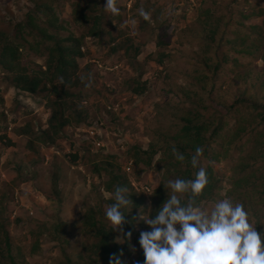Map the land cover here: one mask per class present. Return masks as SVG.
Instances as JSON below:
<instances>
[{
  "label": "rangeland",
  "instance_id": "rangeland-1",
  "mask_svg": "<svg viewBox=\"0 0 264 264\" xmlns=\"http://www.w3.org/2000/svg\"><path fill=\"white\" fill-rule=\"evenodd\" d=\"M5 1L7 0H0L1 9L7 4ZM74 1L77 0H11V4H14L12 9L16 13L18 4H23L21 7L24 14L28 9H35L40 2L51 3L67 26V30L60 34L72 32L81 35L87 31L88 25L76 21L77 16L73 14ZM80 1L87 4L89 0ZM102 1L105 5L106 0ZM117 6L120 14L115 16L104 9V34L101 37H86V55L79 60L86 83L75 89L81 95L79 112H82V117L88 118L86 122L96 121L95 126L103 131L100 145L103 148L99 149V145L96 142L93 144L86 136L82 142L80 135L83 132H78V127L83 124L74 125L67 127L55 145L60 151L59 154L52 146L42 145L39 161L35 157L31 162L25 161L28 137L17 133L14 135V132L22 124L32 121L34 128L31 129L34 134L40 133L48 126L51 109L46 104V98L19 91L4 78L7 75L0 68L4 107L10 112L7 120L0 121V223H7L16 247L21 246L29 264H60L65 259V252L71 255L76 250L79 251L88 236L79 231L78 216L87 204H97L102 198L101 193L110 196L104 190V182L108 179V163L121 165L137 192L146 197L151 196L161 180L162 172L156 171V167L145 169L142 163L136 164L134 146L147 149L154 131L159 126L167 129L166 125L172 119L169 116L171 108H176V103H183L173 88L179 83L183 84L184 76L190 80L186 91L198 90L202 94V108L207 114L206 117L213 112L224 113V116L221 115L224 119L227 118L228 128H232L236 122L237 115L234 114L253 111L250 103L236 101L240 91L255 99L256 104H264L262 80L258 81L260 86L250 87L251 82L256 81V76L264 71L262 59L226 50L225 54L229 56L224 61L226 63L213 75L209 69L202 74L210 76L203 78L210 83L204 84L205 86L196 84V80L190 75L197 63H202L203 55L206 54L205 43L210 41L203 27L199 25L205 9H213L224 21L236 22L241 16L240 10L264 8V0H117ZM141 8L149 13V20L146 21L139 15ZM37 13L42 20L46 18L40 11ZM0 14L4 18V13ZM7 17L10 18L9 15ZM263 20L264 11L260 17L256 16L246 23H261ZM160 24L168 32L163 36L166 44L158 47L157 25ZM12 27L11 33L14 31ZM28 38L33 39L30 35ZM122 42L125 45L130 42L139 45L141 52L137 58L134 57L132 49L126 54L125 47L117 52H110L112 46L123 44ZM49 43L51 41L46 40L43 44ZM160 52L165 53L161 57L162 63L157 62ZM215 53L216 56L220 55L219 48ZM23 54V62H45L46 56L36 54L34 50L24 51ZM235 58L239 59L240 64L233 69ZM202 64L207 65L204 62ZM135 78H139V83L147 82V91L142 95L133 92V87L138 84ZM89 82L91 87L86 86ZM234 103L238 104L242 112L231 107ZM228 107L233 113L229 111L226 116ZM9 122L14 123L12 132L6 127ZM11 136L18 145H7L6 141ZM72 155H77L76 161H72ZM237 155L232 149L226 159L212 162L219 172L222 188L215 200L203 202L200 208L210 212L215 202L229 198L227 195L230 190L231 169ZM160 158L161 153L158 152L153 164ZM96 165L104 167V170L97 171ZM128 166L130 170L127 169ZM55 178L58 184H55ZM56 185L62 188V193L56 192ZM59 195L61 201L58 200ZM54 214L77 226L76 229H68L69 242L62 246L58 241L44 236L40 240L43 249L39 253H31V244L26 240L27 232L37 220L51 218ZM18 218L22 220L19 221ZM25 218L31 221H25ZM21 237H25L23 241L19 240ZM139 249L140 246H133L134 252L126 260V264H135Z\"/></svg>",
  "mask_w": 264,
  "mask_h": 264
},
{
  "label": "trees",
  "instance_id": "trees-1",
  "mask_svg": "<svg viewBox=\"0 0 264 264\" xmlns=\"http://www.w3.org/2000/svg\"><path fill=\"white\" fill-rule=\"evenodd\" d=\"M7 1H5L7 4H4V7L1 5L3 8H0V13H4L5 18L0 16V68L3 70V74L7 75L4 78L19 91L46 98V104L51 109V115L47 121L48 126L40 133L34 134L31 129L34 128L32 121L21 125L14 132L28 137L24 160L31 162L35 157L39 161L41 146H52L57 149L55 145L67 127L94 123L91 120L86 122L88 118L85 120L82 117V112H79L81 95L75 89L86 83L79 62L80 58L86 55V37H101L105 32L104 2L102 0H89L87 4H82L80 0L72 2L73 14L80 18L79 20L75 17L76 21L87 24L88 29L81 35L72 32L62 35L61 31L67 30V26L59 18L51 3L40 2L35 9H28L23 14L21 7L23 4H18L16 13L12 9L14 4H11V0ZM38 11L46 16L44 20L40 18ZM263 11L264 8L252 11L240 10V18L236 22H228L224 21L223 17L217 16L213 9H205V15L199 19V25L203 27L210 41L205 43L206 54L202 59V63L207 65L198 62L194 70L190 71L196 84L205 86L204 84L210 83L203 79L210 76L208 74L202 76V74L206 69H209L212 75L217 72L226 63L224 61L229 58L225 54L226 50L264 61V20L261 23H246L256 16L260 17ZM8 15L10 18L7 17ZM10 27L14 28V34L10 32ZM157 27L159 36L156 45L161 47L166 44L163 36L168 31L166 27L162 28L161 24ZM28 35L33 39L30 40ZM46 40H50L51 44H43ZM121 47H125L126 54H129L132 49L135 58L141 52L139 45H134L133 42L126 45L117 43L111 47L110 52H117ZM217 48H219L221 56L215 55ZM28 50L45 55V62L42 64L34 60L23 62V53ZM164 54V52H160L157 62H163L161 57ZM237 64H240V61L235 58V62L232 64L233 69ZM262 76H264L263 70L256 76V81L251 82L250 87L260 86L258 82L260 80L264 83ZM61 78H63V83H61ZM135 81L138 84L133 87V92L138 95L144 94L148 88L147 82L139 83V78H135ZM182 83L173 88V91L181 97L183 103H176V108H180L178 110L171 108L169 116L172 119L166 125L167 129H164L165 126H159L152 134V140L147 149L134 146L133 156L136 164L142 163L146 167L145 169L156 167V171L162 172L161 180L153 189L151 196L146 197L137 192L134 183L131 182L121 165H116L113 162L108 163L106 166L108 179L104 182V190L110 196H104L100 192L102 198L97 204H87L85 210L80 213L78 216L80 228L78 229L83 235L88 236L87 240L79 247V251L76 250L71 255L65 252V259L60 264H110V259L113 256L118 257L121 264H126V260L134 252L133 246H140V232L151 230L144 221L135 223L133 218H138L140 211L145 218H154L168 195H171V190L164 187L167 182L177 178L194 180L200 167L206 170L209 182L203 190V194L195 198V204L200 207L203 202L215 200L222 184L219 172L212 162L226 159L232 149L238 155L231 169L230 190L227 196L234 203L243 204L249 214L250 222H253V226L258 232L264 233V104H256L255 99L240 91L236 101L250 103V106H253V111L234 114L237 115L236 122L232 128H228V120L224 119V113H221L222 116L213 112L206 117L207 114L202 108L204 101H202L203 96L200 91L192 89L186 91V85L190 84L187 76L183 77ZM4 104L5 96L0 87V121L7 120L10 114ZM231 107L242 112L237 103L232 104ZM229 111L228 107L226 116ZM230 113L233 112L230 111ZM85 133L80 135L82 142L87 135ZM16 142L12 137L6 141L7 145H18ZM173 147L184 155V161L175 158ZM198 147L203 149V153L198 158L199 166L193 168L191 159ZM101 148L103 146H99V149ZM158 152L161 153V158L153 164L154 157ZM56 153L59 154L60 151L57 149ZM76 160L77 155H72V161ZM204 160H207V163H204ZM96 167L97 171L104 170V167L101 168L97 165ZM18 169L20 171V167ZM54 180L55 184H58L56 178ZM117 187L126 188V195L132 201L127 207L121 209L126 220L129 221L124 225V230L125 233L132 232L130 240L126 237L121 238L119 232L113 231L105 216V209L115 203L113 196ZM55 189L57 193H62L60 186L56 185ZM47 195L50 193L47 192ZM58 200H62L61 195ZM187 202L188 195L186 194L182 203ZM25 219V221H31V219ZM18 220L20 221L22 218H18ZM68 221L57 214L51 218L37 220L26 234L28 237L26 240L31 244L30 252L39 253L43 249L40 240L44 236L58 241L62 246L68 243V229L70 227L77 228ZM24 238L21 237L19 240L23 241ZM121 253L123 254L121 255ZM144 260V253L140 246L135 264H144ZM0 264H29L21 246L16 247L7 223L4 222L0 223ZM111 264H116V261L112 259Z\"/></svg>",
  "mask_w": 264,
  "mask_h": 264
},
{
  "label": "clouds",
  "instance_id": "clouds-1",
  "mask_svg": "<svg viewBox=\"0 0 264 264\" xmlns=\"http://www.w3.org/2000/svg\"><path fill=\"white\" fill-rule=\"evenodd\" d=\"M104 9L113 16L120 14L117 0H106ZM139 15L146 21L150 19L143 8L139 10ZM86 86L91 87V83ZM96 124L95 121L90 127H86V123L78 127V132H86V137L93 144L97 138L100 141L103 139V131ZM13 127L14 123L9 122L7 129L12 130ZM91 128L101 132L102 136L97 133L90 135L88 131ZM172 151L177 160L184 161V155L175 147ZM202 153L203 149L198 147L191 159L193 168L199 166L198 158ZM208 182L203 167L199 168L194 180H169L164 187L171 190V195H168L155 217L145 218L140 211L138 218H133L135 223L142 220L151 229L141 231L139 236L144 264H264V233L258 232L250 222L243 204L224 198L215 202L210 212L196 206L195 198L203 194ZM126 193V188H116L113 196L115 203L105 209V216L113 231L119 232L121 238L130 240L132 232L125 233L124 230V225L129 221L121 210L132 203ZM186 194L188 202L182 203ZM112 259L116 264H121L116 256L110 259V264Z\"/></svg>",
  "mask_w": 264,
  "mask_h": 264
},
{
  "label": "built area",
  "instance_id": "built-area-1",
  "mask_svg": "<svg viewBox=\"0 0 264 264\" xmlns=\"http://www.w3.org/2000/svg\"><path fill=\"white\" fill-rule=\"evenodd\" d=\"M88 132H89V134L92 135V136L96 135V133L99 134L100 136H102V133L99 132V131H96V129H94V128H91ZM96 143H97L98 145L101 144V141L99 140V138H97ZM127 169L130 170V167L128 166ZM148 189H149V188H148Z\"/></svg>",
  "mask_w": 264,
  "mask_h": 264
},
{
  "label": "crops",
  "instance_id": "crops-1",
  "mask_svg": "<svg viewBox=\"0 0 264 264\" xmlns=\"http://www.w3.org/2000/svg\"><path fill=\"white\" fill-rule=\"evenodd\" d=\"M8 2V1H7ZM6 3V2H5ZM14 6V5H13ZM23 125V124H22ZM12 132V131H11ZM14 135H15V133H14ZM11 137H13V136H11ZM13 140L15 141V138H13Z\"/></svg>",
  "mask_w": 264,
  "mask_h": 264
}]
</instances>
